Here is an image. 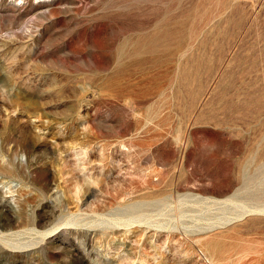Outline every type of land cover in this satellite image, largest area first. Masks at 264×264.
<instances>
[{"label": "rangeland", "instance_id": "374dc122", "mask_svg": "<svg viewBox=\"0 0 264 264\" xmlns=\"http://www.w3.org/2000/svg\"><path fill=\"white\" fill-rule=\"evenodd\" d=\"M0 264H264V0H0Z\"/></svg>", "mask_w": 264, "mask_h": 264}]
</instances>
